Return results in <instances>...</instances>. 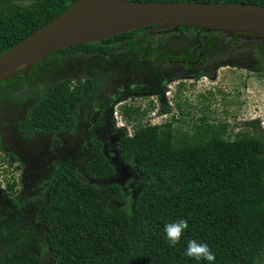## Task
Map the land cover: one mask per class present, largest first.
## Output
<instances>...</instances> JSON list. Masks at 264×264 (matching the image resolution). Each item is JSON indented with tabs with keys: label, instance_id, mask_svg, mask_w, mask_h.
<instances>
[{
	"label": "trees",
	"instance_id": "1",
	"mask_svg": "<svg viewBox=\"0 0 264 264\" xmlns=\"http://www.w3.org/2000/svg\"><path fill=\"white\" fill-rule=\"evenodd\" d=\"M72 1L0 0V53ZM136 1L264 5V0ZM146 28L56 50L34 61L25 75L0 79V123L10 118L25 138L45 137L50 149L59 148L63 133L82 130L79 119L84 122L90 113L92 129L101 132L100 138L94 131L82 133L87 155L78 170L52 161L38 223L49 264H210L185 255L190 240L209 246L216 257L211 264H264V139L255 130L257 118L244 121V130L232 139L210 124L190 134L175 132L171 120L137 123L130 134L116 128L114 135V104L158 93L160 110L168 113L164 83L201 73H184L175 59L135 47L151 38V32L141 33ZM255 55V48L245 47L218 64L255 70ZM202 75L212 77V72ZM102 83L111 92L96 101ZM123 112L130 116L137 108ZM7 156L9 163L16 161L12 153ZM124 170L139 178L131 197L112 179ZM12 187L6 184L7 191ZM5 200L15 215L6 219L0 211V264H40L29 248L34 229L23 221L16 195ZM179 220H186L188 228L171 246L165 226Z\"/></svg>",
	"mask_w": 264,
	"mask_h": 264
},
{
	"label": "rangeland",
	"instance_id": "2",
	"mask_svg": "<svg viewBox=\"0 0 264 264\" xmlns=\"http://www.w3.org/2000/svg\"><path fill=\"white\" fill-rule=\"evenodd\" d=\"M29 0H20L27 3ZM246 43H250L245 46ZM134 47V46H133ZM139 50L147 49L155 52L156 57L175 59L182 72L193 73L200 71L198 77L180 76L166 82L163 91V99L169 106L168 113L160 110V101L156 95H143L135 98H125L120 103H116L111 108L112 128H121L126 134L132 132L135 124H160L171 120V128L175 132H187L188 134L201 130L205 124L222 129L221 135L225 139L234 138L240 130H244L243 122L257 118L259 123L255 130L264 139V37L245 33H224L204 31L194 33L184 27H162L154 30L152 36L147 41L139 42L135 45ZM255 48L256 55L251 58L255 70L244 67L232 66L230 64L219 65L222 58L232 57L242 48ZM159 52V53H158ZM186 58L188 60H186ZM29 68V67H28ZM28 68L19 67L13 72L2 76V79H17L27 72ZM204 72H212V77L202 75ZM138 78H143L138 77ZM116 84V82H110ZM111 92V88H105L104 83L96 100L102 101L104 93ZM176 104L178 105L176 107ZM137 108L136 113L130 116L123 112V108ZM86 111V110H85ZM84 111V113H86ZM81 110L79 116H81ZM79 125L82 130L75 134L63 133L62 145L49 153L44 148L42 161L46 164L50 161L64 162L76 170L87 155V146L82 141L84 130L94 131L92 123L94 113L84 114ZM221 126H224L221 128ZM100 138L101 132L94 131ZM103 136V134H102ZM6 137V135H5ZM105 136H103L104 138ZM32 144L21 145L25 151H29ZM110 150V146L106 147ZM36 151V146L33 149ZM47 157V158H46ZM33 156H28L27 170L20 173L19 166L7 161V156L0 152V190L4 192V200L0 204V211L3 218L12 219L15 215L14 209L7 204L6 198L17 195L20 191L19 179L23 178L24 189L19 197L20 211L23 221L27 222L34 229L32 237L29 239L32 251L37 253L40 264H49L46 245L39 237V218L42 204L41 189L44 182L38 178L45 176L44 169L40 168L42 175L33 173ZM21 176V177H20ZM112 179L119 182L124 190L131 197L132 191L139 178L130 171L127 175L123 172L116 174ZM13 183L11 190L6 189V184ZM41 186V188H40ZM2 192V194H3ZM129 199L123 203L127 208Z\"/></svg>",
	"mask_w": 264,
	"mask_h": 264
},
{
	"label": "water",
	"instance_id": "3",
	"mask_svg": "<svg viewBox=\"0 0 264 264\" xmlns=\"http://www.w3.org/2000/svg\"><path fill=\"white\" fill-rule=\"evenodd\" d=\"M147 34L184 27L264 37V5L242 2L73 0L64 10L0 53V79L56 50L137 28ZM136 35L132 36L135 38Z\"/></svg>",
	"mask_w": 264,
	"mask_h": 264
},
{
	"label": "flooded vegetation",
	"instance_id": "4",
	"mask_svg": "<svg viewBox=\"0 0 264 264\" xmlns=\"http://www.w3.org/2000/svg\"><path fill=\"white\" fill-rule=\"evenodd\" d=\"M170 80H173V79H170ZM168 81H166V82H168ZM166 82L164 83V86H165ZM150 94L156 95L157 97H159L158 93H150ZM4 119L6 122L0 123V152L2 153V155H6V156H7V153L10 152L16 157V161H14V162L19 166L21 175L23 172H25L28 169L27 163H26L27 157L33 156L32 159H34L35 162H34V165H31L30 167H34L33 173H35L36 175H42L43 176V173L45 174V176H43L42 178L37 177L38 181H42L41 184L43 182L45 184L48 180L49 174L54 170L55 165L53 164L54 161H53V163H52V161L51 162L49 161L48 164L42 162V161H45V158H42V153H45L44 148L50 154L54 153V150H56V148L50 149V147H49L50 139H47L45 137L37 136L35 138L34 137L33 138H25L22 135L23 132L17 129V126L13 123V121H11L10 118L5 116ZM107 120L109 121L108 117H107L106 121ZM116 133H118L117 129L115 130L114 135ZM5 135H6V137H5ZM29 143L32 144L31 147L28 148L30 150L25 151L21 147V145H28ZM35 146H36V151L33 150L35 148ZM7 158H8V156H7ZM7 161H8V159H7ZM40 168L44 169L43 173L40 172ZM124 171H126V170H124ZM127 172L128 171H126L124 173V175H127ZM19 182H20V191L16 195V198L18 200H19L20 195H22V191L24 189L23 178H20ZM40 188H41V186H40ZM42 189H43V187H42ZM2 192H3V190H0V197L3 196ZM1 202L2 201L0 200V203ZM18 204L20 206V203H18Z\"/></svg>",
	"mask_w": 264,
	"mask_h": 264
},
{
	"label": "clouds",
	"instance_id": "5",
	"mask_svg": "<svg viewBox=\"0 0 264 264\" xmlns=\"http://www.w3.org/2000/svg\"><path fill=\"white\" fill-rule=\"evenodd\" d=\"M25 6H27V4ZM187 228L188 222L186 220H179L177 222L166 224V238L170 242L171 246H175L177 243H179L184 231ZM185 255L197 260H206L210 262V264L216 259L215 254L210 250L207 244L198 243L196 240H190L188 242Z\"/></svg>",
	"mask_w": 264,
	"mask_h": 264
}]
</instances>
